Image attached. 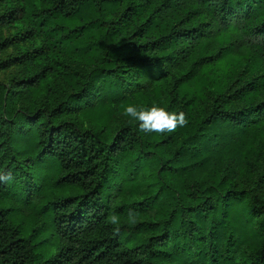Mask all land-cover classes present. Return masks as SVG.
<instances>
[{"label":"trees","instance_id":"trees-1","mask_svg":"<svg viewBox=\"0 0 264 264\" xmlns=\"http://www.w3.org/2000/svg\"><path fill=\"white\" fill-rule=\"evenodd\" d=\"M18 2L0 264H264V0ZM128 105L188 124L141 133ZM126 206L154 220L117 233Z\"/></svg>","mask_w":264,"mask_h":264},{"label":"rangeland","instance_id":"rangeland-1","mask_svg":"<svg viewBox=\"0 0 264 264\" xmlns=\"http://www.w3.org/2000/svg\"><path fill=\"white\" fill-rule=\"evenodd\" d=\"M18 4V0H0V84H7L9 86L12 85V82L14 80H19L24 76L23 68L12 63V59L20 53L21 46L11 44L8 41V39L12 38L20 31L21 27H24V22L15 21L6 23L5 21L1 20L2 16L10 10L11 6H17ZM241 52L244 54L243 58H246L244 62H246L247 60H253V57L255 56V53L252 50H242ZM259 70L260 68H251L247 74H254ZM45 169L51 172V169L47 168V166L45 167ZM55 170L56 167H53L52 172H55ZM33 188V194L35 196H38L39 191L37 190V186H34ZM117 204L123 205V201H117ZM238 209L239 208H236L235 212L232 214V217L234 218L235 224L237 226L241 224L244 225V214L238 212ZM128 210H130V208L126 206V213H123L121 217V222L123 223V226L124 228H126V230L134 228L135 225L141 222L154 220V212L152 211H135L137 213V223L135 225L129 226L126 222ZM164 264H179V262L177 261V259L168 260L167 262H164Z\"/></svg>","mask_w":264,"mask_h":264},{"label":"clouds","instance_id":"clouds-1","mask_svg":"<svg viewBox=\"0 0 264 264\" xmlns=\"http://www.w3.org/2000/svg\"><path fill=\"white\" fill-rule=\"evenodd\" d=\"M122 114L130 117L138 123V130L141 133L164 134L175 132L179 127H185L188 119L183 112H169L165 108L152 106L150 109L138 108L134 105H128L123 108ZM12 179L11 174L0 173V182H7ZM126 222L129 226L137 223V213L134 210H128ZM107 223L116 226L115 232H119L121 218L118 215L110 214L107 217Z\"/></svg>","mask_w":264,"mask_h":264}]
</instances>
